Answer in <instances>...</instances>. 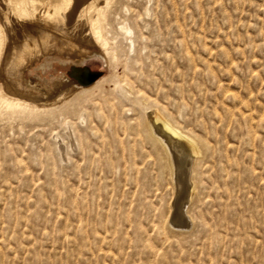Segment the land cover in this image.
Wrapping results in <instances>:
<instances>
[{
	"label": "rangeland",
	"instance_id": "rangeland-1",
	"mask_svg": "<svg viewBox=\"0 0 264 264\" xmlns=\"http://www.w3.org/2000/svg\"><path fill=\"white\" fill-rule=\"evenodd\" d=\"M98 4L114 59L58 46L22 72L48 107L0 96V264H264V0ZM153 112L199 148L174 174Z\"/></svg>",
	"mask_w": 264,
	"mask_h": 264
},
{
	"label": "bare ground",
	"instance_id": "bare-ground-1",
	"mask_svg": "<svg viewBox=\"0 0 264 264\" xmlns=\"http://www.w3.org/2000/svg\"><path fill=\"white\" fill-rule=\"evenodd\" d=\"M14 1L16 4H12L14 7L11 10L10 19L7 21L0 20L2 27L0 37V96L6 97L5 104L8 109L25 112L48 107L47 104L37 102V100L41 101L42 99L40 94L26 88L22 82V72L33 57H40L49 50L60 46L61 49L76 50L77 59L85 56L87 47L97 48L109 61L115 58L103 35L102 13L98 0H92L88 6H84L88 0H63L66 4V10L71 9L68 15L65 12H59L58 16L50 15L47 19L38 17L34 20L18 16L15 6L17 3H25L26 0ZM0 4L3 5L4 0H0ZM0 13L3 14L2 8H0ZM89 50L91 52V49ZM90 87L76 85L72 92L85 91ZM151 115V120L148 121L150 130L164 146L168 160L171 162L169 165L172 174H174L175 162L180 167L183 158L199 155V148L192 139L173 128L159 114L153 112ZM154 123L160 126L158 130L155 129ZM169 142L174 147L182 146L181 156L177 161H175L174 154L168 145Z\"/></svg>",
	"mask_w": 264,
	"mask_h": 264
}]
</instances>
